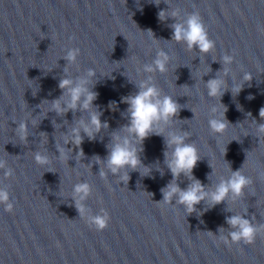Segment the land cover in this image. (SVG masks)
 Segmentation results:
<instances>
[{
  "label": "water",
  "instance_id": "95a60500",
  "mask_svg": "<svg viewBox=\"0 0 264 264\" xmlns=\"http://www.w3.org/2000/svg\"><path fill=\"white\" fill-rule=\"evenodd\" d=\"M161 10L168 13L164 21L158 18ZM172 12L178 15L173 18ZM194 12L215 42L211 52L189 50L172 39L171 25ZM75 48L80 54L68 66L64 56ZM161 51L169 57L168 71H145ZM226 55L234 57L229 65L223 61ZM90 69L95 76L87 77ZM246 73L251 81H244ZM81 77L98 93L92 110L102 113L108 127L95 140L81 128L84 140L78 148L71 143L72 129L80 120L88 123L90 112L57 114L51 102L64 94L61 79ZM214 78L225 81L221 97L208 95L207 81ZM141 81L155 84L161 98L171 96L180 112L163 135L143 142L141 168L113 174L106 163L107 145L114 133L127 135L122 128L129 123V106L122 98L137 93ZM238 84L243 88L234 96L231 89ZM213 107L229 123L222 135L209 127V120L219 116ZM261 107L264 0H161L159 6L153 0H0V161L5 163L0 190L14 205L8 212L0 204V264H264V235L251 245L230 248L221 239L230 240L233 229L226 220L231 215L264 226ZM21 123L27 125L26 140L18 133ZM168 133H188L186 142L201 156L193 175L208 192L241 169L253 183L235 201L231 194L214 207L202 201L193 213L178 203V196L161 204V189L173 179L164 156L171 151L165 144ZM58 146L67 160L60 158ZM37 153L51 163L38 164ZM145 168L150 174H143ZM125 172L126 183L121 179ZM82 182L91 188L83 201L89 215L107 211L111 217L103 231L77 211L74 188ZM176 182L182 189L191 183L183 174Z\"/></svg>",
  "mask_w": 264,
  "mask_h": 264
},
{
  "label": "clouds",
  "instance_id": "9594fccd",
  "mask_svg": "<svg viewBox=\"0 0 264 264\" xmlns=\"http://www.w3.org/2000/svg\"><path fill=\"white\" fill-rule=\"evenodd\" d=\"M153 2L159 6L161 0H153ZM177 15V12L171 13L173 18ZM167 16L168 13L164 10L158 13V18L161 21H164ZM171 28L173 29L172 39L176 42L186 43L189 50L198 48L200 52L208 53L215 47V42L210 38L208 28L205 26L199 12L189 14L186 21L182 23H173ZM149 34H151V30H149ZM79 54L80 49L75 48L64 56V59L68 62V66H71L77 61ZM168 60V55L161 51L154 61V66L146 65L144 70L150 73L157 70L161 73L167 72ZM233 60L234 57L232 55L223 57L225 65L231 64ZM65 71H68V67L65 68ZM228 71L229 69L227 67L223 69L224 74H227ZM95 75L96 73L92 69L87 73V77H93ZM251 80V73H246L244 81ZM89 83V79L85 77H81L75 82L72 79L63 78L59 82V88L65 90L64 94L51 102V109L56 111L57 114H64L70 110L76 111L78 109L90 112V121L88 123L80 120L78 122L79 126L72 129L71 143H74L78 148L84 140V137L80 134L81 128L90 140H95L96 134L108 127L107 122H103L100 118L102 113L92 110L93 102L96 100L98 93L89 89ZM206 86L210 97L223 96L225 91V81L223 79H211L207 81ZM138 88L139 91L137 93L122 98V102L129 106L126 110L129 123L122 128V131L127 133V135L121 136L119 132L114 133L112 142L107 145L109 154L106 163L108 169L113 174H118L122 169L126 168H132L133 170L141 168L142 161L140 159V152L143 151V142L150 135H163L165 126L171 124L180 112L181 106L171 96L164 95L161 98V91L155 84H150L148 81H141L138 84ZM242 88L243 84L232 87L233 95H238ZM247 99L252 100L254 96L249 95ZM110 106L115 108L114 103ZM223 108L224 112H226L227 109L224 106ZM212 112L219 113V116L209 120V127L213 133L222 135L229 126L227 118L224 112H220V109L217 107H213ZM248 115L251 116V113H248ZM259 117L264 120V107L259 109ZM258 131L264 133V124L258 126ZM18 133L22 140L27 139L26 123L19 125ZM187 136L188 133H168L165 136L167 149L171 150H166L164 153L165 164L170 170L173 179L165 188L161 189L164 196L161 204H168L174 196H178V203L185 205L188 213H193L196 211V205L202 201H209L210 206L214 207L217 204L224 203L228 199L229 194H231L233 201L243 196L244 190L253 181L243 174L242 169L232 172L228 179H221L213 191L208 192L205 189L201 181L197 180L193 175V170L197 166L198 161H200L201 156L194 144L186 142ZM68 142L67 140L65 141V143ZM58 151L61 153L60 158L67 160L68 157L65 149L58 146ZM78 156H84L82 148H80ZM35 160L40 165H49L51 163L49 157L41 153L35 155ZM94 160L98 163H103L99 156L94 157ZM4 167L5 163L0 161V168ZM150 172V168H145L143 174H150ZM161 174L163 173L161 172ZM182 174L191 181L188 187L184 189L180 188L176 182ZM7 175L11 176L12 171L9 170ZM100 175L101 177L106 175L103 169H101ZM121 179L126 183L129 180L128 174L125 172ZM90 192L91 188L88 183L82 182L75 186L74 198L76 208L80 216L87 221L89 226H94L97 230L103 231L109 226L111 217L107 211H103L101 214L89 215V210L85 207L83 201L89 196ZM9 200V193L6 190H0V204H5L6 211L12 212L14 205ZM228 210L230 211L231 209ZM226 222L231 226L233 231L229 234L230 240L224 237L221 239L224 240V243L229 248L233 244H239L241 242L246 245H251L256 241L258 235H264V226L256 227L243 215H231L227 217ZM220 231H223V229L221 228Z\"/></svg>",
  "mask_w": 264,
  "mask_h": 264
}]
</instances>
